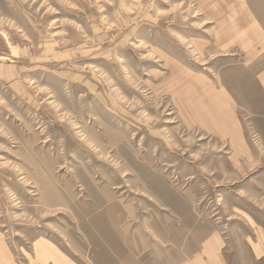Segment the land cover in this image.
I'll list each match as a JSON object with an SVG mask.
<instances>
[{
  "label": "rangeland",
  "instance_id": "374dc122",
  "mask_svg": "<svg viewBox=\"0 0 264 264\" xmlns=\"http://www.w3.org/2000/svg\"><path fill=\"white\" fill-rule=\"evenodd\" d=\"M235 1L0 0V264H264V139L207 87Z\"/></svg>",
  "mask_w": 264,
  "mask_h": 264
},
{
  "label": "crops",
  "instance_id": "0c3cea01",
  "mask_svg": "<svg viewBox=\"0 0 264 264\" xmlns=\"http://www.w3.org/2000/svg\"><path fill=\"white\" fill-rule=\"evenodd\" d=\"M215 13V39L223 46L218 61L222 60L225 65L219 81L210 82L207 87L215 100L217 122L226 118L222 116L223 111L231 114L232 119H237V135L244 136L239 117L243 110L254 119L255 129L264 139V0H238L227 15L224 13L221 17L219 10ZM230 41L231 45L227 44ZM238 78L243 84L240 89L235 88L239 84L233 87L231 83ZM224 125L228 128V124ZM203 244L200 253L184 264H228L224 258L225 243L220 235L206 238ZM5 245L0 239V263L10 258ZM249 250L251 257L261 261L264 258V237L260 236L258 244H249Z\"/></svg>",
  "mask_w": 264,
  "mask_h": 264
}]
</instances>
